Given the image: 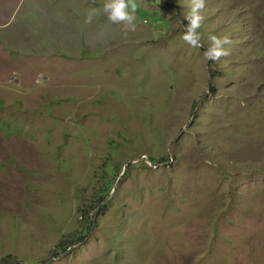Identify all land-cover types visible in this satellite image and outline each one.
<instances>
[{"label": "rangeland", "instance_id": "obj_1", "mask_svg": "<svg viewBox=\"0 0 264 264\" xmlns=\"http://www.w3.org/2000/svg\"><path fill=\"white\" fill-rule=\"evenodd\" d=\"M173 2L0 0V264H264V0Z\"/></svg>", "mask_w": 264, "mask_h": 264}, {"label": "clouds", "instance_id": "obj_2", "mask_svg": "<svg viewBox=\"0 0 264 264\" xmlns=\"http://www.w3.org/2000/svg\"><path fill=\"white\" fill-rule=\"evenodd\" d=\"M144 0H105L102 9H90L86 23H91L93 18L101 11L107 15L109 22L113 24H123L126 28L135 30L138 19L137 12L140 10ZM206 7V0H188V10L184 19L187 21L184 27L182 39L193 48L203 47L202 35L199 29L202 28L205 17L203 15ZM210 46L206 49L204 56L209 61H220L222 57L228 56L229 51L225 47L232 43L227 36L218 37L210 35L208 37Z\"/></svg>", "mask_w": 264, "mask_h": 264}, {"label": "trees", "instance_id": "obj_3", "mask_svg": "<svg viewBox=\"0 0 264 264\" xmlns=\"http://www.w3.org/2000/svg\"><path fill=\"white\" fill-rule=\"evenodd\" d=\"M169 2V5H171L172 7H175V3L173 2L174 0H165ZM117 166L114 157L113 156H109L105 162H104V170L101 172V177L100 180L103 182H101L99 184V186L96 189V192L93 195L92 198V206L93 207H98L100 205H103L100 209L103 210L106 206V201L107 199L111 196V194L115 191V181L116 179L120 176H116L113 177V175L111 174V172L108 170L109 168H115ZM129 166H133L128 164ZM4 168L3 164H0V170H2ZM126 174V172H125ZM124 174V175H125ZM90 223L92 224V226L94 225V221L90 219ZM89 231V228H84L82 230V233H86ZM83 238H79V242H82Z\"/></svg>", "mask_w": 264, "mask_h": 264}]
</instances>
